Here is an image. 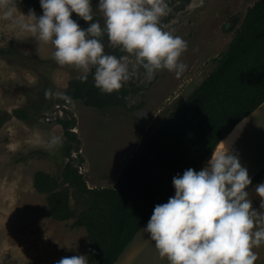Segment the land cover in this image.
Instances as JSON below:
<instances>
[{"label":"rangeland","instance_id":"rangeland-1","mask_svg":"<svg viewBox=\"0 0 264 264\" xmlns=\"http://www.w3.org/2000/svg\"><path fill=\"white\" fill-rule=\"evenodd\" d=\"M257 1L167 0L168 11L160 24L188 43L181 55L187 68L180 77L159 69L149 78L135 56L111 46L105 34V51L124 57L130 79L121 87L129 92L124 103L103 107L55 95L66 93L81 70L59 65L50 42L28 35L16 38L8 22L0 19V264H54L61 257L80 254L86 255L88 264L102 260L106 234L102 214L84 212L72 195L65 207L64 201L37 189V176L59 177V186L52 192L71 194L72 186L62 181V170L71 160L89 187L113 186L138 146L218 65L243 16ZM97 4L92 0L94 20L103 24ZM17 7L25 14L30 9L42 14L41 5L31 1L17 0ZM77 22L82 28L84 22L87 27L91 23ZM45 90L53 95L45 97ZM17 110L23 111V118ZM59 119L72 123L70 137ZM53 134L60 135L63 143L49 152L44 144ZM258 182H264V169L248 186L253 208L264 212L262 198L254 191ZM253 251L254 264H264V243Z\"/></svg>","mask_w":264,"mask_h":264},{"label":"clouds","instance_id":"clouds-1","mask_svg":"<svg viewBox=\"0 0 264 264\" xmlns=\"http://www.w3.org/2000/svg\"><path fill=\"white\" fill-rule=\"evenodd\" d=\"M40 5L42 14L34 9L25 14L17 0H0V19L8 22L18 39L28 35L50 42L53 59L80 69L81 81L94 68V84L102 93L118 91L130 79L124 57L105 51L101 40L105 34L111 46L133 54L149 78L159 69L180 77L187 68L181 60L187 41L160 24L168 11L167 0H98L103 24L94 20L92 0H40ZM73 12L90 21L88 27L82 28ZM51 95L45 90V97ZM55 95L71 102L66 93ZM62 143V137L53 134L44 146L54 152ZM172 183L175 194L157 203L142 227L162 259L168 264H254L253 248L264 243V212L253 208L248 198L252 179L230 145L214 148L203 168L189 167L174 175ZM254 191L264 208V182H258ZM54 264H88V260L80 254L61 257Z\"/></svg>","mask_w":264,"mask_h":264},{"label":"trees","instance_id":"trees-1","mask_svg":"<svg viewBox=\"0 0 264 264\" xmlns=\"http://www.w3.org/2000/svg\"><path fill=\"white\" fill-rule=\"evenodd\" d=\"M19 1L40 5L36 0ZM72 17L85 21L75 12ZM224 52L218 65L183 105L170 112L164 123L132 153L113 186L89 187L71 160L62 170L63 183L73 188L71 194L52 192L59 186V177L47 173L37 176V189L50 192L49 197L64 201L65 207L72 195L84 212L102 214L106 234L103 258L98 264H113L149 219L154 206L165 202L175 191L173 176L182 175L189 167L195 168L240 119L264 101V0L248 8ZM93 71L94 68L86 81L71 80L66 94L94 107L124 103L128 90L102 93L94 84ZM16 113L24 116L22 110ZM58 122L70 137L68 128L72 123L62 119Z\"/></svg>","mask_w":264,"mask_h":264},{"label":"water","instance_id":"water-1","mask_svg":"<svg viewBox=\"0 0 264 264\" xmlns=\"http://www.w3.org/2000/svg\"><path fill=\"white\" fill-rule=\"evenodd\" d=\"M261 106L262 108L258 116L255 118L249 132L246 134L243 145L240 146L236 152V155L239 157L241 164L248 169L249 176L251 177L252 180L264 169V101L252 112H254L256 109H258ZM252 112H250L242 119H240L231 128V130L241 120H243L245 117L250 115ZM230 131H228L218 141V143L212 148V150L194 169L198 171L205 166L208 159L212 155L214 148L217 149L221 140ZM174 194L175 191L170 196ZM146 222L144 224H146ZM143 225L136 231L134 236L127 243V245L124 247V249L119 254V256L117 257V259L114 261L113 264H116V262L121 258L123 264H168V261L166 259H162L160 257V254L157 248L155 247L154 241L149 240L150 237L148 233L143 231L142 229ZM135 251L137 253L136 257L133 256Z\"/></svg>","mask_w":264,"mask_h":264},{"label":"bare ground","instance_id":"bare-ground-1","mask_svg":"<svg viewBox=\"0 0 264 264\" xmlns=\"http://www.w3.org/2000/svg\"><path fill=\"white\" fill-rule=\"evenodd\" d=\"M262 106L252 112L250 115L241 120L220 142L217 150L222 147H227L230 145V151L236 154L238 148L243 145L245 141L246 134L249 132L255 118L258 116ZM151 240V239H149ZM136 251L134 252V257H136ZM116 264H123L122 258L119 259Z\"/></svg>","mask_w":264,"mask_h":264}]
</instances>
